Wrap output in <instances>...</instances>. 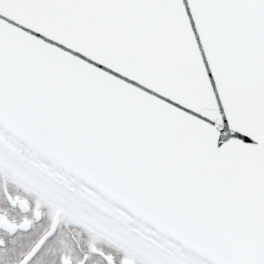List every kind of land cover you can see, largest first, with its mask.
I'll return each mask as SVG.
<instances>
[{"label":"snow or ice","instance_id":"1","mask_svg":"<svg viewBox=\"0 0 264 264\" xmlns=\"http://www.w3.org/2000/svg\"><path fill=\"white\" fill-rule=\"evenodd\" d=\"M0 264H264V0H0Z\"/></svg>","mask_w":264,"mask_h":264}]
</instances>
